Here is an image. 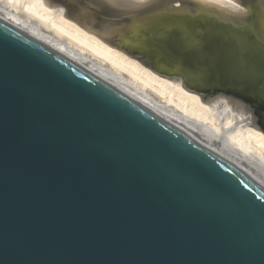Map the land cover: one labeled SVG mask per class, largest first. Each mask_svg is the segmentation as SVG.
<instances>
[{"label":"water","instance_id":"95a60500","mask_svg":"<svg viewBox=\"0 0 264 264\" xmlns=\"http://www.w3.org/2000/svg\"><path fill=\"white\" fill-rule=\"evenodd\" d=\"M180 2L125 13L113 43L264 100L257 5L243 30ZM0 264H264V188L0 21Z\"/></svg>","mask_w":264,"mask_h":264},{"label":"bare ground","instance_id":"6f19581e","mask_svg":"<svg viewBox=\"0 0 264 264\" xmlns=\"http://www.w3.org/2000/svg\"><path fill=\"white\" fill-rule=\"evenodd\" d=\"M71 1L76 4L67 10L50 0H0V21L75 65L164 125L223 158L264 188V130L257 126V117L248 102L223 93L227 92L224 90L200 93L181 75L169 72L170 68L163 70L157 64L154 68L161 72L158 73L113 43V35L127 28L123 22L125 13L130 15L137 7L155 0ZM180 1L179 4L165 1L162 10L169 12L173 9L170 6L181 5ZM193 1L199 4L195 12L198 18L205 14L202 8L213 11L223 22L243 30L248 28L245 21L233 22L225 18V15L249 12L241 0ZM102 3L115 6L117 12L104 14ZM63 8L75 18L103 26L99 30L111 37L90 30L65 12L58 11ZM236 18L239 21L244 17H232ZM252 26L255 36L264 42L262 29L255 21Z\"/></svg>","mask_w":264,"mask_h":264},{"label":"rangeland","instance_id":"374dc122","mask_svg":"<svg viewBox=\"0 0 264 264\" xmlns=\"http://www.w3.org/2000/svg\"><path fill=\"white\" fill-rule=\"evenodd\" d=\"M76 1H82L84 2L85 0H76ZM165 1H172L174 4H176V2L179 4V0H165ZM51 3H56L58 5H60L61 7H66L67 10H70L71 8H73L75 6V2L74 1H71V0H50ZM241 2L244 4V5H250L253 6L254 5H257V11L255 12V15L253 19H255V21L259 20V10L260 12L263 14V20H264V0H241ZM259 3V4H258ZM261 3V4H260ZM187 7H192L191 5L189 4H185ZM204 6H207V5H204ZM259 8V10H258ZM64 9V12L65 14L70 17L71 19L77 21L78 23H80L81 25H83L84 27L90 29V30H93L95 32H98L104 36H107V37H111L109 34L105 33L104 31L102 30H99L102 29L103 26L101 27H97L95 26L94 24L90 23V22H86L85 20L81 19V18H75L73 16H71L70 14H68V12ZM90 11V10H89ZM233 16H243V17H246L249 16V12L248 11H244L243 13L241 14H238V15H233ZM231 15H225V18L228 19V20H233V22L235 21L234 19H232ZM219 18H222V19H225L224 17H219ZM225 19V20H226ZM262 20V22H263ZM263 26H264V22H263ZM118 41V40H117ZM119 48H121L122 50L124 49V51L130 55L131 57L134 56V58L136 59H139L142 63H146V65H148L151 69H153L154 71L158 72L156 70V68L152 67V63L150 61V59H147L145 58L144 56H139L138 54H135V53H128L124 47H121L119 46ZM144 61V62H143ZM158 73H161V72H158ZM164 74V73H163ZM194 90L200 92V93H203V94H211V93H216V92H222L221 90H213L212 92H208L209 90H206V89H199V88H194ZM223 93H227L229 95H235V97H239V98H242L244 100H246V102L250 103L253 108L256 109L257 113H258V119L255 118L256 120V123H257V126L260 127V129L263 131L264 130V100L263 99H259L257 98L256 96H253V95H244V94H241L240 92H235V91H228L227 92H223ZM254 110V109H253ZM264 132V131H263Z\"/></svg>","mask_w":264,"mask_h":264},{"label":"snow or ice","instance_id":"6c2138e0","mask_svg":"<svg viewBox=\"0 0 264 264\" xmlns=\"http://www.w3.org/2000/svg\"><path fill=\"white\" fill-rule=\"evenodd\" d=\"M36 2H39V0H36ZM60 13H63L64 12V9H59L58 10Z\"/></svg>","mask_w":264,"mask_h":264}]
</instances>
